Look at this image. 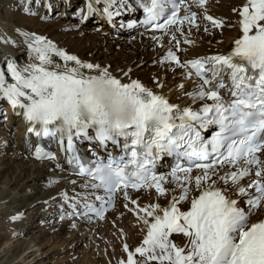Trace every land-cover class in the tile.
I'll list each match as a JSON object with an SVG mask.
<instances>
[{
  "label": "snow or ice",
  "instance_id": "snow-or-ice-1",
  "mask_svg": "<svg viewBox=\"0 0 264 264\" xmlns=\"http://www.w3.org/2000/svg\"><path fill=\"white\" fill-rule=\"evenodd\" d=\"M102 2L101 15L109 19L121 8H131L124 0ZM137 3L144 12L142 23L153 29L176 26L183 34L185 23L199 27L198 13L187 0ZM193 4L203 9L213 28L236 27L239 32L227 54L183 63L171 50L164 57L195 71L199 83L186 94L203 101L199 108L181 110L139 81L123 83L107 68L82 61L35 33L21 32L30 62L21 66L6 58V70L0 69V95L14 111L19 109L16 114L28 123L27 132L58 141L74 173L88 178L83 187L94 191L84 196V208L101 214L87 203L88 195L105 200L96 195L98 190L109 201L122 191L134 206L130 211L143 238L134 249L123 245L126 256L118 264H264V0H244L233 8L234 23L208 14L207 0ZM86 7L83 19L100 11L91 0ZM186 75L191 78L192 72ZM213 126L216 130L205 138L203 131ZM121 139L123 150L108 153L106 160L87 161L77 148V142L87 141L119 149ZM33 155L55 159L39 146ZM164 156L184 162L159 174L157 164ZM169 177L171 188L166 186ZM128 189H154L156 202L141 206ZM174 235L184 243H176Z\"/></svg>",
  "mask_w": 264,
  "mask_h": 264
},
{
  "label": "bare ground",
  "instance_id": "bare-ground-1",
  "mask_svg": "<svg viewBox=\"0 0 264 264\" xmlns=\"http://www.w3.org/2000/svg\"><path fill=\"white\" fill-rule=\"evenodd\" d=\"M35 1L0 0V6L3 5L5 9L0 11V69L6 70V58L21 66L30 62L25 37L21 32L35 33L53 41L59 48L78 56L82 61L107 69L113 65V76L122 82L137 80L146 88L171 98L179 107H198L203 101L194 102L192 97L186 94L193 92L199 81L193 75L191 78L186 75L191 72L188 67H180L164 59L169 50L183 63L196 58L226 54L231 42L238 37L236 27L213 28L210 22L204 20L203 9L196 7L193 0H187V3L192 5L191 11L198 13V28L189 27L185 23L181 26L183 34L176 30V26L160 33H144L140 30L127 33L120 29L121 34L117 38H112V28L107 24L103 25L100 22L101 17L94 13L82 21L83 9H79L78 0H69V8L75 5L76 7L71 12H61L58 16L63 17L60 19L53 18L54 13H44L46 0H38L41 8L32 15L31 9ZM243 3L244 0H207V11L213 17H222L229 23H234L236 16L232 9ZM54 9L56 11V8ZM120 23L125 24L124 21ZM205 28L208 29L207 32ZM185 40L191 43H185ZM177 41L180 45L178 51L174 49ZM113 48L117 49L115 53H108L112 52ZM54 59L63 64L58 57ZM98 60L105 62L98 63ZM137 64H142L140 66L147 68L146 71L140 67L131 70ZM7 80L12 82L10 76H7ZM2 111L4 113L0 115V123L2 116L6 120L0 124V228L5 226V232H0L3 234L0 245L4 246L0 252V261L19 264L22 257L29 258L39 249L42 257H30L31 264H40L52 252L59 253L60 250L65 253L63 258L68 263L72 260L70 257L77 255L74 250L81 242H85V250H78L84 253L85 259L81 258L74 264H118L126 256L123 245L127 243L134 249L143 238L141 225L137 223L135 214L130 211L134 206L127 203L128 200L124 199L121 191L113 195L115 207L102 218L94 219L92 216L83 215L59 218L62 214L59 205L63 206L65 212H70L72 207L66 206V202L75 206L78 205L77 201L85 203L84 196L94 190L83 187L87 180L70 174L68 167L64 168L66 165L62 160H33L28 147L33 137L27 132V123L21 115L15 114L17 110L14 111L9 102H6ZM14 122L15 131H12L10 126ZM4 142L6 145H2ZM168 180L166 186L173 187L171 177ZM72 181H75V184ZM64 193H69L70 197L65 199ZM96 193L108 199L103 191L98 190ZM128 193L130 198L137 200L141 206L156 202L154 189ZM95 200V195L87 196V203ZM13 201L15 204L12 206H2L5 202ZM159 202L166 203L163 198ZM125 204L130 207L129 211L125 210ZM16 213H22L21 217L11 219ZM263 216L264 214H261V218ZM251 219L254 221L257 217L253 216ZM28 234L31 236L25 237ZM33 234L36 236H32ZM58 238L63 239L61 248L44 252V248L49 246L48 243ZM173 239L180 245L184 243V238L180 235H174Z\"/></svg>",
  "mask_w": 264,
  "mask_h": 264
},
{
  "label": "rangeland",
  "instance_id": "rangeland-1",
  "mask_svg": "<svg viewBox=\"0 0 264 264\" xmlns=\"http://www.w3.org/2000/svg\"><path fill=\"white\" fill-rule=\"evenodd\" d=\"M3 5H1L0 6V11H4L5 9H4V7H2ZM2 16H5V15H2ZM113 51L112 52H110V51H108V53H110V54H113V53H115V51L117 50L116 48H113L112 49ZM98 63H103V62H105V61H102V60H98L97 61ZM140 65H142V64H140ZM140 65H138L137 64V66H133L132 67V69L131 70H134V69H136V68H138V67H140V68H142V69H144V71H146V69L145 68H143L142 66H140ZM107 66H109V63L107 64ZM110 72L112 73V75H114L113 74V65L112 66H110ZM108 69V70H109ZM173 70V69H172ZM2 145H6V142H4V144H2ZM15 190H13V192H14ZM0 199H1V197H0ZM15 204V201H13V202H5L4 204H2V206L3 207H5V205H10V206H12V205H14ZM1 207V206H0ZM41 216V215H40ZM5 227V226H4ZM4 227H1L0 228V232H5V228ZM52 233H53V231L52 232H50L49 234L50 235H52ZM3 236V234H0V240L2 239L1 237ZM31 236V234H28L27 236H25V237H30ZM32 236H36V234H33ZM24 237V238H25ZM16 239V237L14 238V240ZM59 240V241H58ZM63 239H55L54 240V242L53 241H50L49 243H48V247L47 248H44V252H50L52 249H54V250H59L60 248H61V245H62V241ZM22 240H20V242H21ZM84 243L85 242H81V244H80V246L78 247V248H76L74 251L77 253V255L75 254L74 255V257L72 258V257H70V259H72L71 261H69L68 263L66 262V260L63 258L64 257V254L65 253H63V251H61L60 250V252L59 253H55V252H52L50 255H48L47 256V258H45L44 260H43V262L42 263H40V264H53L54 262H58V263H60V264H74L76 261H78L79 259H81V258H84L85 259V256L83 257V255H84V253H81L80 251H83V249L85 250V248H84ZM65 245H66V243H65ZM4 248V246H1L0 245V252L2 251V249ZM35 250H36V248H35ZM78 250H80V251H78ZM40 250L39 249H37V251H35L34 253H32L33 255V257H35V256H37L38 255V257H42V256H40ZM74 252V253H75ZM79 252V253H78ZM53 253H54V255H53ZM69 253H71V252H69ZM32 256H30L31 258H33ZM26 258V259H23V258H25V257H22V259H21V261H20V263L19 264H27V262H29V264H31V258ZM63 259V260H62ZM60 261V262H59ZM1 263H3V262H5V263H3V264H8L7 263V261H0ZM83 262H84V260H83ZM18 264V263H17ZM39 264V263H38Z\"/></svg>",
  "mask_w": 264,
  "mask_h": 264
}]
</instances>
